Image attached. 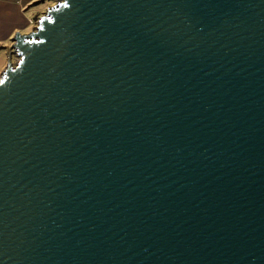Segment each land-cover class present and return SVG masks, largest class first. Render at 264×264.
Segmentation results:
<instances>
[{
    "label": "water",
    "instance_id": "obj_1",
    "mask_svg": "<svg viewBox=\"0 0 264 264\" xmlns=\"http://www.w3.org/2000/svg\"><path fill=\"white\" fill-rule=\"evenodd\" d=\"M47 1L0 78V264H264V0Z\"/></svg>",
    "mask_w": 264,
    "mask_h": 264
},
{
    "label": "crops",
    "instance_id": "obj_2",
    "mask_svg": "<svg viewBox=\"0 0 264 264\" xmlns=\"http://www.w3.org/2000/svg\"><path fill=\"white\" fill-rule=\"evenodd\" d=\"M36 1L38 0H0V44L11 46L16 32L26 33L30 29L34 13L29 7ZM4 53H0V56L5 59Z\"/></svg>",
    "mask_w": 264,
    "mask_h": 264
},
{
    "label": "rangeland",
    "instance_id": "obj_3",
    "mask_svg": "<svg viewBox=\"0 0 264 264\" xmlns=\"http://www.w3.org/2000/svg\"><path fill=\"white\" fill-rule=\"evenodd\" d=\"M38 1H40V0H38ZM54 4H55V2L47 1L45 3H41L39 5H34V6L29 7V8L33 9L31 12H32V14L34 13L33 16L35 17L41 13H44L48 7H50ZM33 23L35 24V22L32 20V22L30 23V29L26 33H22V34L31 33V31L33 30V28L35 26V25H33ZM7 47H9V45L0 44V53L6 52V54L4 53V55L6 56L5 59L2 56H0V78L6 69V65H7V61H8ZM15 61H16V59L13 60L14 63H15ZM5 63H6V65H4Z\"/></svg>",
    "mask_w": 264,
    "mask_h": 264
},
{
    "label": "clouds",
    "instance_id": "obj_4",
    "mask_svg": "<svg viewBox=\"0 0 264 264\" xmlns=\"http://www.w3.org/2000/svg\"><path fill=\"white\" fill-rule=\"evenodd\" d=\"M14 59H16V58H14Z\"/></svg>",
    "mask_w": 264,
    "mask_h": 264
},
{
    "label": "built area",
    "instance_id": "obj_5",
    "mask_svg": "<svg viewBox=\"0 0 264 264\" xmlns=\"http://www.w3.org/2000/svg\"><path fill=\"white\" fill-rule=\"evenodd\" d=\"M34 24V23H33Z\"/></svg>",
    "mask_w": 264,
    "mask_h": 264
}]
</instances>
